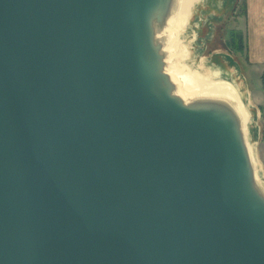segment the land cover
Segmentation results:
<instances>
[{"label": "water", "instance_id": "obj_1", "mask_svg": "<svg viewBox=\"0 0 264 264\" xmlns=\"http://www.w3.org/2000/svg\"><path fill=\"white\" fill-rule=\"evenodd\" d=\"M173 2L0 0V264H264L250 132L177 93Z\"/></svg>", "mask_w": 264, "mask_h": 264}, {"label": "bare ground", "instance_id": "obj_2", "mask_svg": "<svg viewBox=\"0 0 264 264\" xmlns=\"http://www.w3.org/2000/svg\"><path fill=\"white\" fill-rule=\"evenodd\" d=\"M200 1L201 0H174L165 28V35L169 45L182 48H184V41H186L188 36L195 37L196 34L194 35V31L202 32V36L198 38L197 47L192 51L191 61L188 65H185L186 67H182L185 73L190 72L193 75L192 82L180 84L181 82L179 79L173 76V79L178 83L177 93L187 102L202 99L226 102L239 114L243 122L244 132L249 130L252 138L255 136L253 130L255 115L249 114L248 112L250 100L248 95L249 91L246 89L248 87L246 77L241 74L237 66L226 68V66L223 67L218 63H210L206 59L201 58V48H203L204 43L211 38L212 26L209 25L206 30H203L201 26L203 23L199 22V20L196 22L193 21L195 7ZM225 16L226 15L221 14L219 17L214 16V18L223 20ZM190 41L193 42L195 39Z\"/></svg>", "mask_w": 264, "mask_h": 264}, {"label": "rangeland", "instance_id": "obj_3", "mask_svg": "<svg viewBox=\"0 0 264 264\" xmlns=\"http://www.w3.org/2000/svg\"><path fill=\"white\" fill-rule=\"evenodd\" d=\"M208 0H201L195 7V13L193 21L196 22L199 20V22L203 23L201 24L203 30H206V28L210 25V19H209V9L207 6ZM243 5L241 4L238 14L234 15L235 18L240 16V29L236 30L237 33H239L242 37V46H243V52H239L236 50V47L238 43L234 41L235 36L233 35L234 31L228 32L226 34L227 38V44H225V47L228 51L227 56L225 53H213V47L208 46L207 42L204 43V47L201 48V58L206 59L210 63H218L221 64L223 67L226 66V68L230 66H237L245 77L244 70H242L241 66L246 58V32L243 24V16L244 12L242 11ZM196 34V35H195ZM194 36H187L186 41H184V48L177 47V50L172 52L171 54V65L173 67V71L175 76L180 80L188 84L189 81L192 82V74L190 72L185 73L182 70V67H186L185 65L191 61L192 58V51L197 47L198 45V38L202 36L201 31H194ZM204 36V35H203ZM192 39H195V41H190ZM230 39V40H229ZM190 43V44H188ZM222 42L218 41L217 44L219 46ZM216 44V45H217ZM223 44V43H222ZM209 51V52H208ZM217 55V57H216ZM235 68V67H234ZM186 71V70H185ZM247 79V78H246ZM248 87L246 88L249 92V100H250V107L248 109L249 114L255 115V122H254V134L255 138L252 137L249 134L250 138V145L252 147V151L254 154V158L256 161L257 169H258V177L259 180L264 184V78L261 81L260 85H258V82H251L250 80H247ZM246 99V98H245ZM247 102V100H246ZM248 104V102H247ZM256 155V157H255ZM257 158V160H256Z\"/></svg>", "mask_w": 264, "mask_h": 264}, {"label": "crops", "instance_id": "obj_4", "mask_svg": "<svg viewBox=\"0 0 264 264\" xmlns=\"http://www.w3.org/2000/svg\"><path fill=\"white\" fill-rule=\"evenodd\" d=\"M241 4L247 46L246 58L241 67L247 80L260 85L264 78V0H208L212 36L206 42L213 47V53L223 52L227 56L226 34L240 29V16L235 18L234 15L238 14ZM221 14L226 15L225 19L214 18ZM218 41L223 43L222 46L217 44Z\"/></svg>", "mask_w": 264, "mask_h": 264}, {"label": "trees", "instance_id": "obj_5", "mask_svg": "<svg viewBox=\"0 0 264 264\" xmlns=\"http://www.w3.org/2000/svg\"><path fill=\"white\" fill-rule=\"evenodd\" d=\"M233 35L235 36L234 41H236L238 43L236 50L239 52H243V46H242V40L243 39H242L241 35L239 33H237L236 31H234Z\"/></svg>", "mask_w": 264, "mask_h": 264}]
</instances>
